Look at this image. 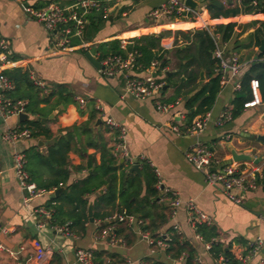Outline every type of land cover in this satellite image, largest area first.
<instances>
[{
	"label": "crops",
	"instance_id": "obj_1",
	"mask_svg": "<svg viewBox=\"0 0 264 264\" xmlns=\"http://www.w3.org/2000/svg\"><path fill=\"white\" fill-rule=\"evenodd\" d=\"M75 1L31 0L29 4L35 8H41L53 3L69 6ZM165 1L115 0V5L109 8L106 6L107 20L92 40H85L82 33L80 37L71 39L74 42L69 51H58L53 48L52 35L40 23L28 18L22 5L15 0H0V36L8 40L12 52L11 58L15 61V64L7 69L20 68L28 71L32 80L34 77L43 84L41 86L33 81L43 89V94L50 93L57 85H66L74 96L73 101L59 103L54 96L47 104H41L42 111L48 113L46 117L53 115L51 119L46 120L52 135L58 138L72 130L76 124H87V130L89 129V131L80 129L74 138L67 158L69 177L60 187L61 191L55 194L59 188L39 187L45 193L28 200L24 205L25 193L21 190L13 169V151L16 149L25 153L30 148H34L40 153H45L51 140L43 136L30 137L17 142L13 147L3 141L2 135L8 128L20 125L22 121L16 116L5 119L0 116V244L2 245L0 264H37L33 256V239H38L44 246H50L52 255L57 254L61 264H80L75 259L77 249H92L95 259L101 264H144V259L147 257L163 263L185 264L184 258L174 260L164 251L158 252H160L159 256L166 261L150 255L147 241L140 235L141 219L138 218V213L132 214L133 220L122 225L129 229L126 232L131 233L129 244H126L125 234L118 235L114 230L109 232L108 226L112 224L106 220V217L120 211L124 206L119 197L113 204L108 205L99 200L107 184L82 197L87 202L86 221L76 222L77 213L82 211V207L79 206L76 209L74 203L52 200L47 205L48 201L52 197H58L67 185L85 178L94 165L101 163L100 149L103 142L110 148L113 155L111 148H113L115 133L105 125V115L113 117L126 128L128 151L135 157V163L138 164L139 174L132 172L140 177L142 186L137 197L132 198V201H135L134 206L141 208L139 201L146 194L142 176V167L145 163L147 170L161 182V187L176 191L183 202L192 200L196 207L211 219L220 242L225 246L230 245L236 256L245 253L248 242L260 237L263 240L262 247L249 254L245 264H264V175L255 189L241 194L240 202L234 203L226 197L220 186L206 184L203 173L185 158L186 151L196 141H202L211 148L213 157L218 161L217 167L237 164L246 171L253 168L264 170V101L260 100V103L253 107H241L230 121L221 126L216 124L224 109L231 108L233 111L235 108L234 98L239 91H235L234 85L241 82V77L248 69L250 62L257 59L259 53L258 47L254 45L235 48L233 43L239 40L242 44H247V35L259 25V23L253 25L251 22L264 20V14L235 16L238 19L256 18L247 19L241 23L232 21L237 23L235 34L231 40L226 41L225 54L235 51L239 56L240 74L232 76L229 72H225V79L223 82L220 81L221 89L211 108L191 118L192 121L199 117H206V127L201 133L176 135L170 129V124L174 122L180 125L186 124L188 112L184 105V98L177 97L175 102L167 101L174 94L173 88L176 85L173 86V84L176 82L165 84L167 88H163L159 94L144 99L135 98L125 91L121 77H109L102 74V66L98 53L95 51L96 45L100 42L112 39L128 40L142 34L158 35L165 32L160 39V46L168 51L171 62V54L174 55L175 47H184L186 43L180 31L203 28L201 26L203 23H206V28H209L219 24L215 23L216 21L229 20V18H210L207 10L198 0L195 1L199 2L201 13L192 21L152 18L150 11L158 8ZM100 2L109 5L111 0H100ZM86 22L88 23V20ZM178 23H184V26L170 27ZM133 31L141 32L137 35H125ZM92 48H94L93 57L99 62L98 67L86 58V54ZM176 62H178L177 57L174 59L173 69L166 67L168 74L176 70ZM129 73L139 78L148 76L147 69L143 71L131 69ZM201 73L203 79H201ZM199 81H207L204 71L200 72ZM77 97L86 99L83 106L78 104ZM96 101L102 104L104 114L96 112V117L89 120L90 112L96 111ZM157 101L176 104L171 111L164 113L158 110ZM25 113L29 118L32 117L28 112ZM97 119H100L99 123L96 122ZM231 150L251 155L258 162L234 161ZM106 155L109 157V152ZM121 163H123L122 160L116 159L118 184L122 170ZM130 167L124 166L125 169ZM50 177L51 175L45 170L38 181L39 183L42 180L47 182ZM33 182L37 187L38 183ZM168 198L169 195L162 189L158 190V204L168 205ZM39 206L50 208L51 216L45 218L36 213L34 210ZM56 206L59 209L56 210ZM89 206L91 207L90 216L88 215ZM169 212L166 211L165 221L159 223L154 232L164 235L170 228L174 229L173 226H177V232L183 240L189 242L194 248L195 259L199 258L201 264H213V258L205 250L203 241L196 238V232L190 224L185 205H181L174 216H171ZM42 222L44 227L39 229L38 224ZM64 225H68L71 234L57 230ZM113 234L119 240L115 244L109 243ZM50 260L46 264H49Z\"/></svg>",
	"mask_w": 264,
	"mask_h": 264
},
{
	"label": "trees",
	"instance_id": "obj_2",
	"mask_svg": "<svg viewBox=\"0 0 264 264\" xmlns=\"http://www.w3.org/2000/svg\"><path fill=\"white\" fill-rule=\"evenodd\" d=\"M201 6L205 8L212 19L235 17L240 14H264V0H198ZM102 6L108 8L115 5V0H111L109 5L101 3ZM82 37L85 40H92L100 29L101 25L107 20V16L102 9H93L87 16ZM259 25L247 35V44L235 40V48L254 45L258 47L261 39H264V20L252 21L251 24ZM236 22L219 23L209 28H194L191 31H180L182 38L186 43L176 46L174 55L177 57L176 70L167 73L166 67L169 66L170 59L168 51L160 46V39L165 35L162 32L158 35L142 34L131 37L127 40L125 49L120 47L119 39H112L100 42L96 45L95 51L98 53V59L101 60L109 54L125 55L129 51H136L138 55L135 57L132 69L134 71L146 70L153 60L158 61L155 75L163 80L165 84L176 82L173 88L174 94L167 99L168 102H175L177 97L184 98L185 108L188 110L186 122L190 123L191 118L197 114L208 111L221 89V75L216 70L218 68V59L213 56L215 49V36L219 35L221 41L226 42L232 39L235 34ZM183 27V26H180ZM129 35V34H125ZM78 40V39H77ZM71 41V44H73ZM164 70V71H163ZM204 71L207 81H199L200 72ZM3 74L13 84V88L3 92V95L12 101L24 99L27 100L26 112L32 117L20 122L21 126L28 127L31 137L43 136L47 140H51L45 153H40L34 148H30L25 152L27 161L25 168L31 178L36 181L39 187L60 188L65 184L69 177L68 153L72 149L73 141L81 129L87 130V124L74 125L72 130L66 134L55 138L47 126V121L42 122L40 118L46 117L48 113L43 112L41 104H47L50 99L56 96L57 103L61 101H73V94L66 85H57L50 93L43 94V89L36 85L29 72L20 68L5 69ZM257 79L259 82L260 99L264 101V51L257 54V59L250 62L246 72L241 77V88L234 98V109L232 116L235 115L242 106L243 102L250 98L249 82L251 79ZM194 109V110H192ZM95 110L89 115V120L96 117ZM186 123V124H187ZM89 131V129L87 130ZM91 144V143H90ZM112 149V148H111ZM101 163L94 165L92 171L83 179L73 182L66 186L65 190L58 196L52 197L51 200H60L68 203H74V208L82 207V211L77 213V221H86V200L82 197L86 193L101 188L107 184L105 192L100 196L99 200L106 205L113 204L117 197L121 199V203L129 214L138 213L141 219L140 228L143 232H149L153 238H162L163 235L154 232L159 223H163L166 218V211H170L169 205L158 204V190L156 188L157 178L147 169V165L143 163L142 176L145 183V196L139 201L140 207L133 205L142 186V180L134 173L125 169L124 162L120 164L122 170L118 176L116 174V159L110 152V148L106 143L101 144ZM109 152V157L106 153ZM91 165V164H90ZM126 167H128L126 165ZM47 170L51 177L39 183L38 179L42 176L43 171ZM104 176L106 177L104 179ZM169 199V198H168ZM169 201V200H168ZM56 210L59 207H55ZM121 210V209H120ZM170 213V212H169ZM104 216L102 217V219ZM75 223V221H73ZM105 224V223H104ZM114 232L116 234H125L126 244L130 243V232L127 227V221L112 222ZM71 226V224L69 223ZM126 232V233H125ZM195 232L199 234L203 241H210L213 237H218L212 224L198 223ZM168 234L171 237L169 247L165 249V254L170 258L177 260L184 257L185 264H198L195 260V250L189 242L183 240V237L174 229L170 228ZM249 249V248H248ZM221 253L226 258V264H241L238 256L232 251L231 246H225L222 242H212L209 254L212 258ZM247 253V251H245ZM49 264H61L60 257L57 254L52 255ZM144 264H165L157 259L147 257Z\"/></svg>",
	"mask_w": 264,
	"mask_h": 264
},
{
	"label": "built area",
	"instance_id": "obj_3",
	"mask_svg": "<svg viewBox=\"0 0 264 264\" xmlns=\"http://www.w3.org/2000/svg\"><path fill=\"white\" fill-rule=\"evenodd\" d=\"M22 5L24 13L28 18L40 23L46 31L52 35V45L55 50L69 51L71 47V39L73 37H80L83 33L86 16L93 10L102 9L106 13V7L102 6L100 0H76L69 6H61L57 3L50 4L45 7L35 8L29 4L31 0H15ZM224 1V0H223ZM201 13L200 6L197 9H193L185 4V0H166L158 8L150 11V16L156 20L165 18L167 20L180 19L186 21H192ZM206 28V23L201 25ZM226 42L220 40V36H215V49L213 56L218 59L217 72L221 75V82L224 81V73L229 72L232 76L240 74L241 63L239 56L235 51H229L225 54ZM127 40H120V47L125 49ZM12 52L8 40L0 36V116L2 118H8L11 116L18 117L19 114L26 112L27 101L19 99L12 101L5 97L3 92L13 88L12 83L3 74V71L15 64V61L11 58ZM138 55L136 51H129L125 55L121 54H109L100 60L102 66L101 72L105 76L109 77H121L124 82V89L127 93L138 99H144L151 97L155 94H159L165 86V82L159 79L155 75V71L158 66V61L153 60L147 68L148 76L139 78L131 75V71L135 57ZM164 71V70H163ZM33 81L36 84L43 86L41 82L33 77ZM241 84L235 83V91H240ZM250 98L245 100L242 104L243 108L253 107L260 103L259 82L253 78L249 82ZM77 102L80 106L85 104L86 99L83 97H77ZM176 103H165L161 101L156 102V106L161 112L171 111ZM95 109L98 113L104 114V108L100 101H96ZM232 119L231 108L224 109L220 117L216 121L218 126L223 125L225 122ZM105 125L110 131L115 133L113 142V156L116 159L122 160L128 167L135 164L136 159L132 156L127 147L126 128L113 117L105 115ZM206 127V117H199L192 120L190 123H172L170 129L176 134L197 135L201 133ZM31 137V132L28 127L17 125L15 127L8 128L2 135L3 141L10 145L15 144L23 139ZM186 160L193 165L197 170L201 171L204 175L206 184L218 185L221 187L223 193L228 199L234 203L240 202V195L246 191L255 189L260 184V179L264 175V170L259 168H253L249 171L244 168H240L237 164H227L222 167H217L218 162L213 157L211 148L202 141H196L191 148L185 153ZM13 169L16 180L25 193L23 197V204L26 205L28 200L42 196L45 191L36 187L31 180L25 165L26 155L23 151L14 149L12 154ZM157 189H162L165 194L169 195L168 205L170 208L171 216L177 214L181 205H185L188 218L191 226L195 229L198 223H205L211 225V219L200 209L196 207L192 200L183 202L178 193L173 190L164 189L161 187V182L157 181ZM36 213L43 215L45 218H49L52 214L50 208L39 206L34 210ZM106 220L112 224V222L131 221L133 215L129 214L125 209L114 212L106 217ZM141 223V221H140ZM44 223H39L38 228L42 229ZM113 224L108 226L109 232L112 230ZM174 230L178 231L177 226H173ZM58 231L65 234H71L68 225H64L57 228ZM141 237L145 238L149 246L150 252L165 251L169 247L171 237L168 233L164 234L162 238H153L149 232L140 231ZM196 238L203 241L202 237L196 233ZM219 237H213L210 241H203L205 250L209 253L212 242L219 241ZM119 240L113 234L109 243L115 244ZM263 245V240L257 237L255 240L248 242L245 251L242 255L238 256L241 264L246 263V259L249 254L258 251ZM33 256L37 264H46L52 256V248L50 246H44L38 239L32 240ZM249 248V249H248ZM2 245L0 244V250ZM184 253L181 258H184ZM75 259L80 264H101L95 259L94 251L92 249H77L75 251ZM198 264H201L199 258L195 259ZM213 264H226V258L219 253L213 258Z\"/></svg>",
	"mask_w": 264,
	"mask_h": 264
},
{
	"label": "water",
	"instance_id": "obj_4",
	"mask_svg": "<svg viewBox=\"0 0 264 264\" xmlns=\"http://www.w3.org/2000/svg\"><path fill=\"white\" fill-rule=\"evenodd\" d=\"M185 4L193 9H197L198 6H199V2L198 1H195V0H185ZM258 51L259 52H263L264 51V39H261L260 41V45L258 46ZM93 54H94V48H92L90 50V52H88L86 54V58L89 60V62L93 65H95L96 67L99 66V62L94 59L93 57ZM256 58V57H255ZM201 79H203V75L201 73ZM176 83L173 84V86H175ZM167 87L164 86V89H166ZM53 115H49L48 117L46 118H40V120L42 122H45L47 119H51ZM18 119L20 121H24V120H27L29 119V116L27 113H21L19 114L18 116ZM97 123L100 122V119H97L96 121ZM231 156H232V159L234 161H252L253 163H257L258 160L257 159H254L251 155H248V154H244V153H237L235 152L234 150H231ZM130 172L132 171H135L137 174H139V169H138V164H133L130 169H129ZM263 183H264V179H263ZM61 191V188L57 189L55 191V194H57L58 192ZM88 215L90 216L91 215V207L89 206V209H88ZM90 221H92V218L90 217Z\"/></svg>",
	"mask_w": 264,
	"mask_h": 264
},
{
	"label": "rangeland",
	"instance_id": "obj_5",
	"mask_svg": "<svg viewBox=\"0 0 264 264\" xmlns=\"http://www.w3.org/2000/svg\"><path fill=\"white\" fill-rule=\"evenodd\" d=\"M247 19H250V20H252V19H256V18H250V17H243V18H240V19H238V18H233V17H229V20H220V21H216L215 23H227V22H230V21H236V22H244V21H246ZM263 19V18H262ZM251 54V53H250ZM250 54L248 55V56H250ZM174 59H175V57H174V55L173 54H171V62H170V64H169V66H168V68L169 69H173V67L175 66V64H174ZM166 98V97H165ZM146 243V242H145ZM147 244V243H146ZM123 249H125V248H123ZM148 251H150V249H149V247H148ZM159 254H160V252H154V253H152L151 252V254L150 255H152L153 257H156V258H160V260H162V261H166L164 258H162V257H160L159 256ZM164 257V256H163ZM165 264H170L169 262H164Z\"/></svg>",
	"mask_w": 264,
	"mask_h": 264
},
{
	"label": "bare ground",
	"instance_id": "obj_6",
	"mask_svg": "<svg viewBox=\"0 0 264 264\" xmlns=\"http://www.w3.org/2000/svg\"><path fill=\"white\" fill-rule=\"evenodd\" d=\"M180 26H184V23H178V24H174L170 27H180ZM142 31V30H141ZM141 31H133V32H130L129 35H137L138 33H140Z\"/></svg>",
	"mask_w": 264,
	"mask_h": 264
}]
</instances>
